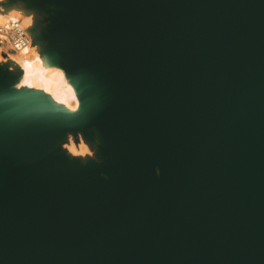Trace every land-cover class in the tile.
<instances>
[{
    "label": "water",
    "instance_id": "water-1",
    "mask_svg": "<svg viewBox=\"0 0 264 264\" xmlns=\"http://www.w3.org/2000/svg\"><path fill=\"white\" fill-rule=\"evenodd\" d=\"M32 4L80 112L0 66V264H264V0Z\"/></svg>",
    "mask_w": 264,
    "mask_h": 264
},
{
    "label": "bare ground",
    "instance_id": "bare-ground-1",
    "mask_svg": "<svg viewBox=\"0 0 264 264\" xmlns=\"http://www.w3.org/2000/svg\"><path fill=\"white\" fill-rule=\"evenodd\" d=\"M45 9L33 5L32 0H0V20L19 19L31 38L27 47L18 52L4 53L0 46V66L8 65L11 72L18 74L16 88L42 90L59 105L80 112L74 85L40 44L37 29L45 17ZM65 148L69 154L89 151L86 146L78 149L71 139Z\"/></svg>",
    "mask_w": 264,
    "mask_h": 264
},
{
    "label": "rangeland",
    "instance_id": "rangeland-1",
    "mask_svg": "<svg viewBox=\"0 0 264 264\" xmlns=\"http://www.w3.org/2000/svg\"><path fill=\"white\" fill-rule=\"evenodd\" d=\"M52 11H53L52 8L50 10H48V11H45V17L42 20L41 25H39L38 29H37L40 34L45 31L46 25H47L48 20H49L48 19L49 15L52 13ZM40 44H41L42 48H44L46 50L47 41L44 40V39H40ZM8 52H12V51L6 49L5 53H8ZM7 66L8 65H4L2 67L9 71L10 79L12 81H14L15 82L14 85H16L18 74L11 72L9 70V67H7ZM15 77H16V80H15ZM16 89H19V88H16ZM34 89H36V88H34ZM40 91H42V90H40ZM74 112L77 113V111H74ZM70 139L73 140V142L76 144L78 149L86 146V147H88L89 151L85 152V153H80L79 152V153H71V154H69V152L66 150L65 146L69 142ZM100 145H101V138H100V136H99V134L97 132H95L92 135L91 138H88V137H86L84 135V133L82 131H78L76 133L73 132V131H69L68 134H67V141L62 145V148L67 152V154L70 157H79L82 161H85L87 158L91 157V158L95 159L96 161H100L101 160V154H100V151H99ZM84 154H85V156H82Z\"/></svg>",
    "mask_w": 264,
    "mask_h": 264
},
{
    "label": "built area",
    "instance_id": "built-area-1",
    "mask_svg": "<svg viewBox=\"0 0 264 264\" xmlns=\"http://www.w3.org/2000/svg\"><path fill=\"white\" fill-rule=\"evenodd\" d=\"M30 36L19 19L0 20V46L3 52L6 49L18 52L27 47Z\"/></svg>",
    "mask_w": 264,
    "mask_h": 264
}]
</instances>
